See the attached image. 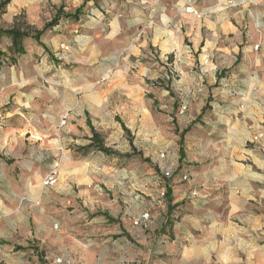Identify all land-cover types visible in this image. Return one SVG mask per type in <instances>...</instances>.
Wrapping results in <instances>:
<instances>
[{"label":"rangeland","instance_id":"obj_1","mask_svg":"<svg viewBox=\"0 0 264 264\" xmlns=\"http://www.w3.org/2000/svg\"><path fill=\"white\" fill-rule=\"evenodd\" d=\"M89 1L54 0L51 3V0H43L47 8L35 14V17L40 16L37 24L26 11L18 13L10 23L0 20L1 28H10L19 18L20 23L32 31H43L39 42L27 40L26 52L22 55H15L5 39L0 38V74L22 70L23 89H64L60 71L66 68L64 53L69 46L62 39L79 20L97 18L96 9L88 5ZM188 2L184 3L185 11L195 9L200 16L199 3L198 8ZM119 3L128 4L125 0ZM229 4L233 6V2ZM102 5L97 11L105 21L107 6ZM247 23H251L250 17ZM254 32L255 37L251 38L260 41L257 26ZM53 39H60L57 47L52 46ZM248 39L245 37L241 45L233 41L227 54L208 53L202 49L203 45L197 52H191L190 43L186 41L188 57L183 56L184 61H179L174 53L162 55L153 51L155 68L162 72L148 82L152 89L142 95L141 105L148 110L145 115L140 114L134 124L127 127L125 122L129 121L124 122L119 116L114 123L116 106L104 108L109 114L104 113V126L99 127V133L105 146L117 155L93 149L78 150L69 159L66 152L52 149L55 140L60 139L63 144L67 134V116L61 117L54 103L48 104L50 108L42 104L38 105V110L26 108L19 115L35 123L36 131L28 134L32 140H27L24 146L34 145L33 157L26 148L8 163L16 161L24 168L28 166L27 170L22 169L23 181L30 177L34 181L36 177L40 188H49L40 194V204L43 201L53 204L51 199L63 203L66 199L62 191L72 182L69 167L76 163L87 169L82 173L85 184L81 191L75 186L79 197L71 198V204L65 207L67 210L59 208L54 212L51 208V218L55 221H50L49 229L40 230L38 238L30 243L32 254L28 255V264H220L226 257L220 246L218 252L208 253L207 246H202L201 230L185 224L180 226L187 219L201 220L209 213H226V178L231 172H237L238 167L258 170L253 160L242 156L232 159L218 152L222 149L221 134L226 132V126L219 123L209 103L215 101L212 90L224 87L226 107L234 101L255 100L260 89L258 83H264V45L255 44L250 36ZM103 48L104 52L110 51L113 44L109 47L105 44ZM110 65L112 67V63ZM107 77L99 79V83L92 79L91 88L95 84V89H108ZM181 77L188 82L191 77H197L198 85L180 86ZM202 100L204 105L200 108ZM246 112L254 113L255 109L248 106ZM240 113L243 111L237 108L227 116L236 117ZM121 115L124 117V113ZM87 118L89 121V115ZM3 119L4 112L0 109V133L1 128L6 129ZM89 133L92 136V132ZM86 141L90 140L85 135L82 143ZM247 145L258 146L254 139ZM48 173L56 174L57 180L51 186L44 185ZM215 176L219 180H215ZM215 181L222 183L215 190L220 192L222 203L214 207L209 204L213 193L208 195L207 191H211ZM240 184L237 183V188L242 187ZM145 214H148L147 219L143 218ZM202 225H207L206 221H202ZM51 235L54 238L59 235L61 241L56 240L53 245ZM246 238L257 245L252 233H247Z\"/></svg>","mask_w":264,"mask_h":264},{"label":"crops","instance_id":"obj_2","mask_svg":"<svg viewBox=\"0 0 264 264\" xmlns=\"http://www.w3.org/2000/svg\"><path fill=\"white\" fill-rule=\"evenodd\" d=\"M119 1L90 0L88 5L94 6L97 18L79 20L63 36L62 40L69 46L64 53L63 66L66 68L60 71L64 89H23L22 70L0 74V109L4 112L2 124L6 125L0 133L1 264H26L28 255L32 254L30 243L38 238L40 230L49 229L50 221H55L51 218V208L54 212L59 208L67 210L65 207L71 204V198L79 197L75 186L80 192L85 184L82 173L87 170L86 166L75 163L67 170L72 182L62 191L63 199H66L62 201L63 205L57 199L50 200L53 204H48V201L39 203L40 194L49 188H40L36 177L34 181L32 177L23 181L21 173L24 167L16 161L8 163L10 158H17L26 148H31L27 151L33 157L34 145L24 146L27 140H32L28 134L36 131L35 123L19 117L26 108L38 110L40 104L50 108L48 104L54 103L61 117L67 116V134L63 144L60 139L55 140L51 148L66 152L72 159L76 151L90 142L82 143L83 136L91 137L90 126L97 132H100V126H104V108L116 106L113 121L119 116L122 121H129L128 124L125 122L127 127L130 123L134 124L136 117L140 114L144 116L148 111L141 105L142 95L152 89L149 81L162 72L155 68L153 51L162 55L174 53L179 61H184L183 56L188 57L186 41L190 43L191 52H197L203 45L202 49L208 53L223 54L230 52L233 41L241 45L249 36L255 44L261 42L264 45V0H125L128 3L125 5ZM185 2L195 7L199 3L201 15L186 12ZM102 4L107 6L105 21L97 11ZM46 6L43 0H11L0 20L10 23L18 13L26 11L30 20L37 24L40 16L35 17V14ZM247 17L251 19L249 24ZM256 26L261 37L257 40L260 41L251 38L255 37ZM3 39L7 46H11L9 38ZM59 41L53 39L52 46L57 47ZM105 44L107 47L113 44V49L104 52ZM105 75L108 76V89H95V84L91 88L92 79L99 83ZM187 84L198 85L197 77H191L190 82L181 77L179 85ZM258 87L255 100L250 102L234 101L226 107V87L213 89L215 101L209 102L219 117V123L226 126V132L221 134L222 149L215 148L228 158L242 156L253 160L258 170L238 167L237 172H231L226 178V183H223L228 190L226 213H209L201 220L187 219L180 226L185 224L191 229L201 230L202 246H207L208 253L218 252L217 247L220 246L226 253L220 264H264V83L259 82ZM200 104L202 108L204 101ZM248 106L253 107L255 112L248 114ZM237 108L243 111L240 116H227ZM106 114L108 116L109 113ZM253 139L258 146L248 147V141ZM27 168L25 166L24 169ZM29 168L31 171L32 165ZM214 178L219 180L216 176ZM238 182L242 187L237 188ZM212 184L215 185L207 192L208 195L213 193L209 204L215 207L222 203L220 192L215 191L222 183L215 181ZM66 217L70 218L69 215ZM202 221H206L207 225H202ZM247 233L256 237L254 241L257 245L248 242ZM56 240L60 242V236L54 238L51 235L53 245Z\"/></svg>","mask_w":264,"mask_h":264},{"label":"trees","instance_id":"obj_3","mask_svg":"<svg viewBox=\"0 0 264 264\" xmlns=\"http://www.w3.org/2000/svg\"><path fill=\"white\" fill-rule=\"evenodd\" d=\"M11 0H1L0 2V17L5 12V8L10 3ZM19 18H16L14 24L10 28H1L0 27V38L7 37L11 42V51L16 55L25 54V43L28 39H33L37 42L40 41L41 36L43 35V31H32L30 27H25L24 23H20ZM1 54V51H0ZM92 136L89 138L90 143L86 146L82 147L83 151H90L91 149L95 151H101L107 155L116 154L109 148H107L104 144V138L102 135L94 130L92 126H90ZM170 194V191H168Z\"/></svg>","mask_w":264,"mask_h":264},{"label":"built area","instance_id":"obj_4","mask_svg":"<svg viewBox=\"0 0 264 264\" xmlns=\"http://www.w3.org/2000/svg\"><path fill=\"white\" fill-rule=\"evenodd\" d=\"M189 13H194V14H197V11L195 9H191L189 8ZM186 178V177H185ZM56 174L55 173H51L49 176L46 177V179L44 180V185L46 186H51L53 184H55L56 182ZM143 218L144 219H147L148 218V214H145L143 215Z\"/></svg>","mask_w":264,"mask_h":264}]
</instances>
